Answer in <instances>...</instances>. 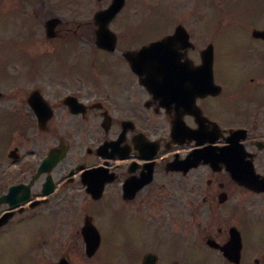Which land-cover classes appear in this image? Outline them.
<instances>
[{
    "label": "flooded vegetation",
    "instance_id": "1",
    "mask_svg": "<svg viewBox=\"0 0 264 264\" xmlns=\"http://www.w3.org/2000/svg\"><path fill=\"white\" fill-rule=\"evenodd\" d=\"M203 1L0 0L63 73L0 83V264H264V0Z\"/></svg>",
    "mask_w": 264,
    "mask_h": 264
},
{
    "label": "rangeland",
    "instance_id": "2",
    "mask_svg": "<svg viewBox=\"0 0 264 264\" xmlns=\"http://www.w3.org/2000/svg\"><path fill=\"white\" fill-rule=\"evenodd\" d=\"M41 1L42 2L48 1L50 4V0H41ZM58 1L59 0H57L56 2L57 5H58ZM261 4L264 6V2H262ZM191 6L190 3H188L187 8H190ZM58 9L61 8L57 7V10ZM228 9H229L228 3L221 5V7H218L217 1L216 0L214 1V11L222 12V11H227ZM211 16H213L212 20H214L217 16V13L212 12ZM217 19H219L218 16ZM17 29H18L17 23L9 21L8 19L0 15V78L5 79V81L3 82L0 81V83L2 84L9 83L6 82L7 78L11 80L9 76L22 75L24 78L26 74L27 76L32 74L35 75L37 71L36 67L38 66V63L39 64L43 63L42 58L38 56L46 53L43 49H41L37 45L33 47L31 45L33 42V38L32 37L27 38L25 32L19 35ZM28 39L31 41H28ZM60 55H62L63 58V55L66 54L62 52ZM49 60L50 58H48L46 61L48 62ZM51 62H53V59L50 60L47 65L51 64ZM22 85L25 86L24 87L25 90H29V88L33 86V83L30 81H25V83H23Z\"/></svg>",
    "mask_w": 264,
    "mask_h": 264
},
{
    "label": "water",
    "instance_id": "3",
    "mask_svg": "<svg viewBox=\"0 0 264 264\" xmlns=\"http://www.w3.org/2000/svg\"><path fill=\"white\" fill-rule=\"evenodd\" d=\"M133 70L136 72V73H138V74H140V75H142V74H144V73H147L146 72V67H138V66H133Z\"/></svg>",
    "mask_w": 264,
    "mask_h": 264
}]
</instances>
